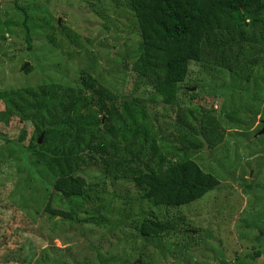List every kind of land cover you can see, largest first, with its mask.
<instances>
[{
    "label": "rangeland",
    "instance_id": "1",
    "mask_svg": "<svg viewBox=\"0 0 264 264\" xmlns=\"http://www.w3.org/2000/svg\"><path fill=\"white\" fill-rule=\"evenodd\" d=\"M19 1L27 14L14 10L16 0H0V93L63 82L54 69L74 79L83 72L109 95L134 93V100L120 103L126 106L115 107L125 128L140 127L151 137L157 133L172 153L178 146L188 153L193 144L188 143L189 128L198 131L203 110L216 115L225 135L219 146L204 148L193 158L220 185L194 203L169 209L166 218L174 220L175 227L161 242L148 239L140 260V239L131 241L135 236L129 223L119 231L89 224L78 225L76 231L69 221L44 212L50 191L45 189H51L55 179L32 160L33 170L26 166L15 145H28L32 124L0 119V264H262L264 191L252 186L264 185V69L246 85L234 83L224 71L193 63L184 90L197 94L200 104H190L189 95L183 94L176 105L168 106L152 99L146 83L129 71L137 41L129 35L135 19L128 0ZM58 20L66 36L56 29ZM3 110L0 102V113ZM183 120L186 127H179ZM106 184L111 198L139 196L131 183ZM50 200L53 209H62L61 203ZM111 206L116 210L119 202ZM19 227L26 234L19 233Z\"/></svg>",
    "mask_w": 264,
    "mask_h": 264
},
{
    "label": "trees",
    "instance_id": "2",
    "mask_svg": "<svg viewBox=\"0 0 264 264\" xmlns=\"http://www.w3.org/2000/svg\"><path fill=\"white\" fill-rule=\"evenodd\" d=\"M19 2L16 0L14 10L27 14ZM128 4L135 19L129 35L137 41L129 71L146 83L152 99L174 106L180 95L187 94L190 104L199 102L197 94L184 90L193 63L224 71L233 82L246 85L259 68L264 69V0H128ZM58 12L64 15L66 11L60 8ZM59 20L54 25L65 35ZM26 25L27 17L24 28L29 44ZM47 40L52 38L47 36ZM53 71L63 75V82L0 93L4 105L0 119L32 124L28 145L13 143L26 166L32 169V160L55 179L52 188L45 189L50 191L44 212L69 221L76 231L85 224L119 231L129 223L135 236L131 241L140 239L141 260L148 239L161 242L175 227V221L166 218L169 209L194 203L220 185L193 158L204 148L219 146L225 128L212 111L203 110L198 131L189 128L192 140L188 143L193 144L188 153L181 146L172 153L157 133L151 137L140 127L125 128L115 107L126 106L120 103L134 100V93L123 98L109 95L86 73L74 79L62 70ZM182 125L185 120L179 127ZM108 182L131 183L139 196L111 198L105 191ZM246 188L251 190V186ZM252 188L264 191L262 184ZM52 198L62 209L52 208ZM115 201L119 202L116 210L111 206ZM17 230L27 232L21 227ZM39 264L55 263L43 260Z\"/></svg>",
    "mask_w": 264,
    "mask_h": 264
},
{
    "label": "clouds",
    "instance_id": "3",
    "mask_svg": "<svg viewBox=\"0 0 264 264\" xmlns=\"http://www.w3.org/2000/svg\"><path fill=\"white\" fill-rule=\"evenodd\" d=\"M229 77H230V76H229ZM230 82H231V80H230ZM234 83H235V82H234ZM205 111H208V110H205ZM205 111H204V112H205ZM195 112H196V111H195ZM204 112L202 111V116H201L202 119H203V113H204ZM197 113H199V112H197ZM263 126H264V121H263ZM262 128H263V127H262ZM262 128H261V129H262ZM262 132L264 133V131H262Z\"/></svg>",
    "mask_w": 264,
    "mask_h": 264
},
{
    "label": "water",
    "instance_id": "4",
    "mask_svg": "<svg viewBox=\"0 0 264 264\" xmlns=\"http://www.w3.org/2000/svg\"><path fill=\"white\" fill-rule=\"evenodd\" d=\"M41 138H42V136H40V138H39V140H38V143L40 144V142H41Z\"/></svg>",
    "mask_w": 264,
    "mask_h": 264
}]
</instances>
